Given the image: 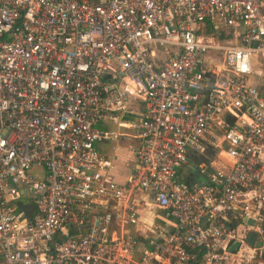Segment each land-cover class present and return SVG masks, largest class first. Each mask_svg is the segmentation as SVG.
Returning a JSON list of instances; mask_svg holds the SVG:
<instances>
[{
	"label": "built area",
	"instance_id": "2783aa9c",
	"mask_svg": "<svg viewBox=\"0 0 264 264\" xmlns=\"http://www.w3.org/2000/svg\"><path fill=\"white\" fill-rule=\"evenodd\" d=\"M262 92L264 0H0V264H264Z\"/></svg>",
	"mask_w": 264,
	"mask_h": 264
},
{
	"label": "crops",
	"instance_id": "0c3cea01",
	"mask_svg": "<svg viewBox=\"0 0 264 264\" xmlns=\"http://www.w3.org/2000/svg\"><path fill=\"white\" fill-rule=\"evenodd\" d=\"M101 124V126L105 127V129L102 130L105 131L108 136L96 142L95 147L102 155L113 162L114 166L111 169V173L115 181L118 183H124L128 178L130 164L134 159V151L137 148L139 141L133 137V131L131 132L130 128L120 127L110 120L104 121ZM113 124L116 127L115 130L109 128L112 127ZM199 160V155L190 150L187 155V162L181 166L178 171L182 169L183 174L188 178L194 173V182H204L205 176L201 175L196 170V165ZM147 208L151 209V211H153L152 213H155V215L159 212L154 207Z\"/></svg>",
	"mask_w": 264,
	"mask_h": 264
},
{
	"label": "rangeland",
	"instance_id": "374dc122",
	"mask_svg": "<svg viewBox=\"0 0 264 264\" xmlns=\"http://www.w3.org/2000/svg\"><path fill=\"white\" fill-rule=\"evenodd\" d=\"M209 36H212L213 39H214V41H218V42L219 41H223V40H231L230 35L224 33V31H222V30H219L218 32L212 33ZM206 55H211V56L217 57L219 59H220V56H221L220 52L219 51H216V50H208L207 53H206ZM261 80H262V78L260 77V81ZM262 93H264V92H262ZM101 125H102L101 123L98 124V126L101 129H105V127L104 126H101ZM109 128H111L113 130L116 129V127L114 126V124L112 125V127H109ZM131 132H132V130H131ZM32 171H33V173H39L40 172L37 167H34ZM192 174L193 175L191 177H189V178L188 177H185V175L183 174V170L181 169V170H179L177 172L176 179L178 181H180V182H184V183L190 184V183H192V181L193 182L195 181L194 180L195 179L194 173H192ZM152 212L153 211H151V209L146 208V209H141L140 214H141V216H148V217L155 216V213H152ZM129 230L131 231L132 234H134L136 232L135 229H134V227H132V226L129 227Z\"/></svg>",
	"mask_w": 264,
	"mask_h": 264
},
{
	"label": "trees",
	"instance_id": "16d2710c",
	"mask_svg": "<svg viewBox=\"0 0 264 264\" xmlns=\"http://www.w3.org/2000/svg\"><path fill=\"white\" fill-rule=\"evenodd\" d=\"M211 32H213V27H211V26H207V33H211Z\"/></svg>",
	"mask_w": 264,
	"mask_h": 264
},
{
	"label": "water",
	"instance_id": "95a60500",
	"mask_svg": "<svg viewBox=\"0 0 264 264\" xmlns=\"http://www.w3.org/2000/svg\"><path fill=\"white\" fill-rule=\"evenodd\" d=\"M30 210V209H29ZM254 236H255V234L252 232L251 233V236H250V242H253V239H254ZM237 244H235V246H236Z\"/></svg>",
	"mask_w": 264,
	"mask_h": 264
}]
</instances>
